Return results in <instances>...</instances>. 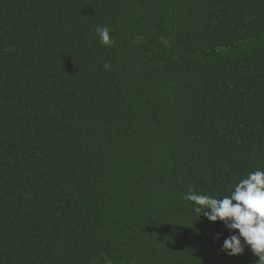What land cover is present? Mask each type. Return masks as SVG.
Wrapping results in <instances>:
<instances>
[{"label":"trees","instance_id":"16d2710c","mask_svg":"<svg viewBox=\"0 0 264 264\" xmlns=\"http://www.w3.org/2000/svg\"><path fill=\"white\" fill-rule=\"evenodd\" d=\"M255 170L264 0H0V264H256L182 198Z\"/></svg>","mask_w":264,"mask_h":264},{"label":"clouds","instance_id":"9594fccd","mask_svg":"<svg viewBox=\"0 0 264 264\" xmlns=\"http://www.w3.org/2000/svg\"><path fill=\"white\" fill-rule=\"evenodd\" d=\"M96 35L104 47L114 40L107 27H97ZM104 67L107 69L108 64ZM182 198L193 205V211L202 213L209 222H221L229 235L223 239L219 251L229 257L242 255L247 247L256 264H264V171L249 172L239 180L230 195L222 198L199 194L189 189Z\"/></svg>","mask_w":264,"mask_h":264}]
</instances>
